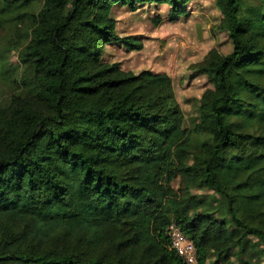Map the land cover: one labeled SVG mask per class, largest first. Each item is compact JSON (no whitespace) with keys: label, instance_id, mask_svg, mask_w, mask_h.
<instances>
[{"label":"trees","instance_id":"trees-1","mask_svg":"<svg viewBox=\"0 0 264 264\" xmlns=\"http://www.w3.org/2000/svg\"><path fill=\"white\" fill-rule=\"evenodd\" d=\"M192 1L0 0V264H188L172 224L199 264L264 243V0H217L233 51L196 66L212 87L194 128L168 74L104 58L142 48L118 35L115 6L167 4L173 19Z\"/></svg>","mask_w":264,"mask_h":264},{"label":"rangeland","instance_id":"rangeland-1","mask_svg":"<svg viewBox=\"0 0 264 264\" xmlns=\"http://www.w3.org/2000/svg\"><path fill=\"white\" fill-rule=\"evenodd\" d=\"M169 14L167 4L146 3L136 10L115 6L112 16L118 35L140 40L142 48L128 50L122 44H113L106 48L104 58L127 72L138 74L150 70L168 74L185 116L184 126L194 128L200 118L201 97L212 87L196 66L214 48L224 55L231 54L233 42L228 32L219 29L223 14L217 0H193L186 14L173 19ZM9 36L8 30L0 29V46ZM10 61L14 66L20 63L17 52L11 54ZM206 140V136H195L193 151ZM178 185L179 180L174 183L176 188ZM195 193L204 199V210L228 218L226 202L218 193L209 189H197ZM231 231L235 236L240 235L234 225ZM208 264H264V243L249 237L244 249L237 248L221 259L212 255Z\"/></svg>","mask_w":264,"mask_h":264},{"label":"built area","instance_id":"built-area-1","mask_svg":"<svg viewBox=\"0 0 264 264\" xmlns=\"http://www.w3.org/2000/svg\"><path fill=\"white\" fill-rule=\"evenodd\" d=\"M171 246L188 264H199L197 248L175 224L169 229Z\"/></svg>","mask_w":264,"mask_h":264}]
</instances>
